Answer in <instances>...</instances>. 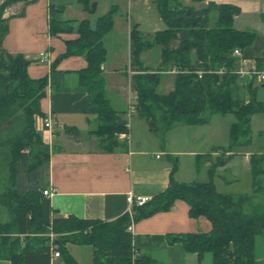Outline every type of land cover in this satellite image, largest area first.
Returning <instances> with one entry per match:
<instances>
[{
	"label": "trees",
	"instance_id": "obj_1",
	"mask_svg": "<svg viewBox=\"0 0 264 264\" xmlns=\"http://www.w3.org/2000/svg\"><path fill=\"white\" fill-rule=\"evenodd\" d=\"M33 0H4L0 4V168L4 174L0 187V210L5 220L0 222V260L10 264H51V243L63 264H76L67 251L68 245L90 246L92 264H154L150 258L139 256L133 248V236L127 227L158 212H166L174 201L188 206L190 218L203 217L210 223L208 233L171 235L170 243H180L184 251L196 254L198 261L206 252L212 264H260L254 258V239L264 242V169L260 156H250L251 187L249 195L237 197L219 194L211 182L177 183L170 173L167 188L141 207L132 206L119 218L103 222L80 220L69 216H54L49 200L42 192L48 185L49 148L34 125L35 117L44 118L39 108L45 79L32 80L27 75L29 61L21 55L2 50L7 33L5 10L18 2ZM83 12H92V0H76ZM203 2L204 0H191ZM158 15L165 28L144 37L132 25L129 31L130 87L136 95L135 110L146 122L150 132L163 137L175 125L198 126L207 123L208 115L232 114L235 121L228 130V147L215 158L212 168L224 167L229 152L238 145L250 144V118L264 113V104L256 101L250 90L249 100L234 75V49L242 51L253 41L248 32H238L232 20L239 9L231 5L208 3L201 9L185 7L174 0H157ZM60 9L50 7L49 34L75 32L78 38L66 42L65 52L53 63L69 56H82L86 68L78 72L80 86L88 95V113L95 116V134L101 147L111 149L117 136L126 134L127 121L121 118L104 96V79L100 66L105 51L102 39L113 26L115 12L111 9L96 19L93 27L88 21H61ZM216 13L213 26L208 15ZM159 49L160 62L152 70L140 60L142 53ZM180 72L173 75V87L158 94L159 73L171 67ZM224 70L222 74L205 73L198 79L197 70ZM76 134V129L67 128Z\"/></svg>",
	"mask_w": 264,
	"mask_h": 264
},
{
	"label": "crops",
	"instance_id": "obj_2",
	"mask_svg": "<svg viewBox=\"0 0 264 264\" xmlns=\"http://www.w3.org/2000/svg\"><path fill=\"white\" fill-rule=\"evenodd\" d=\"M3 1L0 0V4ZM92 1L96 6L99 0ZM174 1L194 9H201L208 3L237 7L240 12L233 18L232 27L238 32L253 35L252 43L241 54L244 58L253 60L258 70L264 71V0H204L197 3L191 0ZM74 2L79 6L76 0ZM156 3L157 0L128 1L129 19L121 33V41L126 40L125 53L119 58L117 50L111 60L105 59L108 68L103 63L100 66L101 75L107 72L106 99L125 120L126 103L128 107L136 102V95L130 87L129 31L132 25H137L144 37H151L164 30L165 26L156 11ZM72 4L71 0L70 3L63 0H33L11 5L3 15L7 20V33L2 41V50L10 55H21L30 62L26 70L30 79L46 80L39 108L44 118L51 119L52 137L49 139L46 132L39 130L42 117H35L34 125L42 142L50 150L46 189L52 191L47 199L53 215L110 222L128 211L129 196L152 199L162 193L168 186L173 168L174 181L185 183L175 165L170 162L174 155L185 152L174 150L163 141L164 137L150 132L145 120L138 114L132 117L135 118L133 121L130 119L131 115L127 118L128 132L117 136L115 146L109 150L101 147L100 140L94 133L98 122L95 116L88 113V95L78 80V72L86 68L85 59L82 56H69L52 66L65 52L66 42L77 39L78 35L72 32L51 36L48 31L50 7L60 9L58 17L61 21L78 23L86 20L91 23L92 12H83L80 6L78 18H70L68 9L75 10V4ZM111 9L114 12L116 10L115 6ZM105 14L101 13L97 18ZM114 32L112 28L103 37L104 48ZM149 52L150 50L142 53L140 60L144 66L156 69L155 64L160 62L159 49L157 48L156 60L152 62L154 66L148 63L147 58L151 55ZM40 54L46 55V61L36 60ZM119 69H123L121 73L126 76L127 83L122 77L120 80L111 77ZM239 85L245 101L249 100L250 90L255 96L259 87L264 88V85ZM243 86L247 88V92L243 90ZM109 93L116 98L122 97L123 108L119 110L115 106ZM255 99L264 104V99ZM67 128L76 129V134L67 133ZM188 153L191 156L195 154ZM245 158L249 162L250 156L247 153ZM188 210L185 202L176 200L168 211L155 213L132 224L133 248L137 255L150 258L154 264H201L203 256L198 261L197 255L186 253L180 243L168 241L171 235L210 231V223L205 218H190ZM67 251L76 264H92L90 246L68 245ZM0 264L10 262L0 260ZM51 264H63V261L58 258L52 260Z\"/></svg>",
	"mask_w": 264,
	"mask_h": 264
},
{
	"label": "rangeland",
	"instance_id": "obj_3",
	"mask_svg": "<svg viewBox=\"0 0 264 264\" xmlns=\"http://www.w3.org/2000/svg\"><path fill=\"white\" fill-rule=\"evenodd\" d=\"M51 1L53 2V0ZM71 1H73V6L75 4V0ZM128 1L130 0H99L95 6V9L91 13L92 17L90 18V26H93V22L96 20L97 16H99L101 13H107L114 6L116 8L115 15L113 17L114 24L112 26L113 31L115 32L112 34V36H110L111 38L108 39L105 48L103 46L105 51L103 66L105 65V68H108L106 66L107 64L105 59L108 58L111 60V57L117 53V50L119 58L125 53L126 40L122 39L121 41V33L123 28L126 27L127 19H129L127 13ZM63 2L70 3V0H63ZM74 7L75 10L74 8L68 9V12L71 14L70 18H78L77 11H80L78 10L79 6L75 4ZM215 20V13H209L208 25L210 27L214 25ZM149 53H151V55L147 58L148 63L151 64V66H154L152 65V62H154L157 58V48H152ZM155 65V67H157L158 63ZM152 70H154V68ZM121 71H123V69H119L118 72L112 73L111 77L114 78V80L115 78L120 80L122 77L123 81L127 83L126 76L123 75ZM106 73L102 75L105 87L107 80L105 75ZM131 76L132 75H130V79ZM172 87L173 76L165 72H160L159 83L156 87V92L158 94H166L172 90ZM243 90L245 92L248 91L244 86ZM109 94L110 98L114 100H112V102H114L115 106L119 110L123 108L122 97L119 96L116 98L111 93ZM243 95L247 96L245 93ZM255 97L258 98V100L264 99V88L261 89L259 87L256 90ZM125 109L126 111L128 109L127 103L125 105ZM136 116L137 113H133L130 119ZM133 119L135 118H132L131 121H133ZM234 121L235 118L232 114H211L208 115L207 123L203 125H177L172 127L164 134L163 141L165 143L169 144L174 150L185 152L182 155H174L172 158H170V162L175 165L176 170H178L180 173L181 178L185 181V184H202L211 182L214 186V189L219 194L233 197L251 194V167L249 165L248 159L245 158V154L247 153L249 156H260L262 159L261 166L264 169V113L254 114L250 118V144L246 146L238 145L233 147L229 152V154L233 156L230 158L225 168H212V164L215 161L216 156H221L222 150L227 149L228 147V130ZM5 127L6 125H1L0 129ZM188 152H194L195 154L191 156ZM213 153H215V155ZM3 177L4 174L1 173L0 168V187ZM4 220V214L0 210V222H3ZM202 256L201 264H212V255L210 252H206ZM254 258L260 264H264V242L262 237L259 235L254 239Z\"/></svg>",
	"mask_w": 264,
	"mask_h": 264
},
{
	"label": "built area",
	"instance_id": "obj_4",
	"mask_svg": "<svg viewBox=\"0 0 264 264\" xmlns=\"http://www.w3.org/2000/svg\"><path fill=\"white\" fill-rule=\"evenodd\" d=\"M231 57L235 59V70H234V75L237 78L239 83H245V84H255V85H264V71H260L256 68L255 63L251 59H246L242 56L241 51L239 49H234L231 53ZM38 61H46V55L45 54H40L37 59ZM180 71L176 67H171L168 71L165 73H168L169 75L173 76L179 73ZM224 72L223 68L214 71V70H197L194 73L196 74L198 79H201V77L205 73H217V74H222ZM135 104L132 103L128 106L127 113H126V121L127 118L135 113ZM40 124L41 127L39 130H42L43 132H46L49 139L52 137V132H51V126L52 122L50 117H45L40 119ZM126 128H128V124H126ZM52 193L51 189H46L42 192L44 197L50 196ZM149 198L147 197H128V211H130V208L134 205L137 207H141L145 205L146 203L149 202ZM132 230V224L127 227V231L131 233ZM48 237L50 239L51 243V261L58 259L59 254L55 250V246L52 244V241L54 239L53 234L50 232L48 234Z\"/></svg>",
	"mask_w": 264,
	"mask_h": 264
},
{
	"label": "water",
	"instance_id": "obj_5",
	"mask_svg": "<svg viewBox=\"0 0 264 264\" xmlns=\"http://www.w3.org/2000/svg\"><path fill=\"white\" fill-rule=\"evenodd\" d=\"M262 87H263V85H262Z\"/></svg>",
	"mask_w": 264,
	"mask_h": 264
}]
</instances>
